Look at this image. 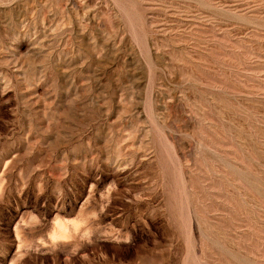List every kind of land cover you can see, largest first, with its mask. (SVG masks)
Returning a JSON list of instances; mask_svg holds the SVG:
<instances>
[{
	"label": "rangeland",
	"instance_id": "374dc122",
	"mask_svg": "<svg viewBox=\"0 0 264 264\" xmlns=\"http://www.w3.org/2000/svg\"><path fill=\"white\" fill-rule=\"evenodd\" d=\"M0 264H264V0H0Z\"/></svg>",
	"mask_w": 264,
	"mask_h": 264
}]
</instances>
